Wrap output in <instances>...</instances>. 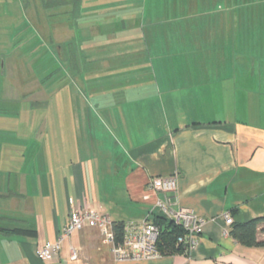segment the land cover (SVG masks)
Returning a JSON list of instances; mask_svg holds the SVG:
<instances>
[{
  "label": "crops",
  "instance_id": "obj_1",
  "mask_svg": "<svg viewBox=\"0 0 264 264\" xmlns=\"http://www.w3.org/2000/svg\"><path fill=\"white\" fill-rule=\"evenodd\" d=\"M237 3L51 4L60 15L43 19L42 36L56 46L48 51L56 67L44 72L49 100L41 102L35 77L4 88L11 59L0 21V264H264V245L238 244L223 217H264V34L236 12L229 19ZM6 93L20 103L12 114L1 109ZM172 175L179 206L207 221L189 255L116 261L85 228L58 255L37 257L63 233L69 199L116 223H140L161 197L149 182Z\"/></svg>",
  "mask_w": 264,
  "mask_h": 264
},
{
  "label": "built area",
  "instance_id": "obj_2",
  "mask_svg": "<svg viewBox=\"0 0 264 264\" xmlns=\"http://www.w3.org/2000/svg\"><path fill=\"white\" fill-rule=\"evenodd\" d=\"M148 187L161 195L154 205L157 213L184 230L185 236L179 237L178 242L186 245L189 255L198 248L199 238L204 233L207 221L198 216L192 209L179 206L177 175L153 178ZM69 205V220L63 233L55 242L44 245L38 250L37 257L40 260L58 255L65 241L73 233L82 231L85 228H93L99 232L103 243L109 246L110 252L116 261H147L163 257L157 249L160 229L152 222V214H149L140 223L130 222L125 224L124 236L121 241H118L115 229L116 223L110 216L94 211L80 210L74 206L72 199H69ZM223 217L227 226L234 223L231 214L226 213ZM77 259L78 253L72 249L71 260L76 261Z\"/></svg>",
  "mask_w": 264,
  "mask_h": 264
},
{
  "label": "rangeland",
  "instance_id": "obj_3",
  "mask_svg": "<svg viewBox=\"0 0 264 264\" xmlns=\"http://www.w3.org/2000/svg\"><path fill=\"white\" fill-rule=\"evenodd\" d=\"M2 3L1 10L3 11V17L0 20L3 22L4 27V36L5 43H8L4 46V53L9 51V58L11 59L8 62V66L6 67L5 77L3 79L4 88L7 86L10 88V84L15 86H21L23 84H28L31 82V78L37 80V86L35 87L36 101L49 100V97H44L45 90L43 86L45 85L44 80V72L47 69H52L56 67V64L53 62H49L50 56L48 51L49 47L52 49H56L55 45L49 40V38H45L42 36L43 34V19L59 17V13H56L55 9H51L50 6L53 3H58L62 0H0ZM5 1V2H4ZM229 5H233V0H229ZM237 8L233 13H229V19L236 12L238 14V19L240 21L253 22L254 25H259L260 27L256 29V33L264 34V0H238ZM32 10V13H24V9ZM4 9L10 11V13L4 12ZM20 9L21 12H14L15 10ZM52 15V16H51ZM34 17V20L30 22V17ZM257 23V24H255ZM53 26V23H51ZM13 36V37H12ZM6 38H13V42ZM15 40V44H14ZM16 40H20L17 42ZM10 42V43H9ZM14 44V46H13ZM12 54V56H11ZM264 62V61H263ZM14 63V65H12ZM19 66H18V65ZM10 65V66H9ZM23 70L17 72L16 76L11 75L10 70ZM30 70V74H28L27 70ZM58 71V67H57ZM55 74L58 72H54ZM30 75V76H29ZM58 80L56 87L60 83V77L57 76ZM56 78H53L55 80ZM60 85V84H59ZM39 87V88H38ZM70 88V87H69ZM6 92V91H5ZM7 94V93H6ZM14 94L5 95V102L3 103L4 111L8 114L14 113V111L18 108L20 103H17L16 100H8L9 96ZM27 98L25 102H34L35 95H26ZM60 98V97H59ZM56 98V101L59 100ZM55 100V99H54Z\"/></svg>",
  "mask_w": 264,
  "mask_h": 264
},
{
  "label": "trees",
  "instance_id": "obj_4",
  "mask_svg": "<svg viewBox=\"0 0 264 264\" xmlns=\"http://www.w3.org/2000/svg\"><path fill=\"white\" fill-rule=\"evenodd\" d=\"M151 220L160 229L157 249L163 257L175 256L177 254L188 255L186 245L178 242L179 237L185 236L184 230L157 212L152 213ZM261 224H264V217L242 223H233L230 235L238 244L243 246L254 247L264 245V242L258 240ZM115 225L118 241H121L124 236L125 224L116 223ZM261 231L264 233V227Z\"/></svg>",
  "mask_w": 264,
  "mask_h": 264
}]
</instances>
